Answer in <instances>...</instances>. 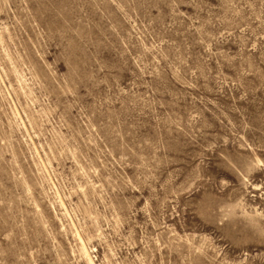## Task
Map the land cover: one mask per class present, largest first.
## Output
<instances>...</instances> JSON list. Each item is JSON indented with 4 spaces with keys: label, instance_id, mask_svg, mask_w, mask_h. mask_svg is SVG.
<instances>
[{
    "label": "rangeland",
    "instance_id": "obj_1",
    "mask_svg": "<svg viewBox=\"0 0 264 264\" xmlns=\"http://www.w3.org/2000/svg\"><path fill=\"white\" fill-rule=\"evenodd\" d=\"M0 264H264V0H0Z\"/></svg>",
    "mask_w": 264,
    "mask_h": 264
}]
</instances>
